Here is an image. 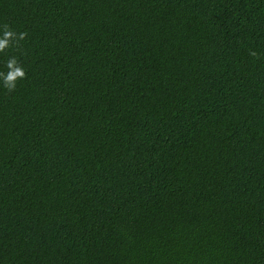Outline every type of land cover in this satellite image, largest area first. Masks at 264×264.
<instances>
[{"label":"trees","instance_id":"16d2710c","mask_svg":"<svg viewBox=\"0 0 264 264\" xmlns=\"http://www.w3.org/2000/svg\"><path fill=\"white\" fill-rule=\"evenodd\" d=\"M5 24L0 264H264V0H0Z\"/></svg>","mask_w":264,"mask_h":264},{"label":"clouds","instance_id":"9594fccd","mask_svg":"<svg viewBox=\"0 0 264 264\" xmlns=\"http://www.w3.org/2000/svg\"><path fill=\"white\" fill-rule=\"evenodd\" d=\"M25 35V32H16L6 24L0 26V52L23 40ZM253 55H255V52H253ZM6 68V72L0 71V84L8 90H14L17 86V81L25 77V68L15 56L7 59Z\"/></svg>","mask_w":264,"mask_h":264}]
</instances>
